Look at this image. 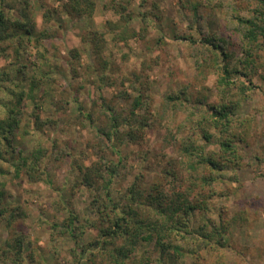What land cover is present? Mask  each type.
<instances>
[{
	"label": "rangeland",
	"instance_id": "1",
	"mask_svg": "<svg viewBox=\"0 0 264 264\" xmlns=\"http://www.w3.org/2000/svg\"><path fill=\"white\" fill-rule=\"evenodd\" d=\"M114 1L132 14L124 39L113 38L111 25L122 21L125 11L114 10L109 0H95L90 16L68 12L65 0H34V34L42 28L45 7L51 11L48 27L55 36L43 45L26 42L19 54L12 46L0 52V106L6 102L2 98L10 99L5 90L26 89L29 78L41 72L53 89L19 104L20 127L13 133V144L22 155L0 162V250L5 239L21 236L25 264H92L87 253L96 250L81 249L95 235L87 225L94 218L89 207L93 192L79 183V167L114 163L116 195L137 176L145 188L159 182L168 192L193 186L214 193L207 201L209 210L192 212L189 226L203 225L209 231L222 224L228 242H202L193 230L200 244H182L193 253L161 261L153 245H138L137 255L151 250L149 264H264V48L257 50L255 68L238 63L244 28L235 18L251 17L262 0ZM94 31L103 34L98 49L89 41ZM206 38L227 51L225 62L220 50L200 41ZM71 48L78 49V59L70 57ZM225 63L239 69L231 75L236 86L227 90L229 98L240 101L236 114L246 119V134L237 144L240 166L213 173L205 165L190 166L182 149L189 137L205 152L217 150V132L206 126L204 117L208 105L221 100L217 78ZM242 85V90L237 88ZM138 94L142 105L135 111V123L145 124L137 130L140 138L124 139L119 152L113 151V140L99 137L98 128L108 123L111 112L130 117ZM88 112L92 122L84 115ZM36 116L45 122L41 128L33 123ZM127 127L120 125V134ZM236 127L242 130L243 125ZM37 150H44L41 180L15 170L20 157L30 162ZM209 174L217 180L203 185L201 177ZM0 264L11 263L0 258ZM95 264L106 262L98 258Z\"/></svg>",
	"mask_w": 264,
	"mask_h": 264
},
{
	"label": "trees",
	"instance_id": "2",
	"mask_svg": "<svg viewBox=\"0 0 264 264\" xmlns=\"http://www.w3.org/2000/svg\"><path fill=\"white\" fill-rule=\"evenodd\" d=\"M65 1L68 5L67 11L74 14L90 16L95 9V0ZM109 4L116 11L121 9L125 11L122 21L113 25L110 24L111 32L114 34L113 38L119 36L120 39H124L123 33L128 35L126 24L132 18V14L126 12V7L119 1L109 0ZM33 6L34 0H0V52H4L12 46L13 51L19 54L21 48L22 50L25 49L26 42L35 41L37 45H43L55 36V33L50 31L48 27L52 19L51 11L45 10V7L42 15V28L37 35L34 34L36 20L32 14ZM251 14V17L246 18L235 15V18L244 28L241 36V59H238V63L248 69L256 67L259 57L257 50L264 48V44L261 43L264 42V0L254 5ZM144 19L145 17L142 18V20ZM102 38V33L99 34L94 31L89 41L98 49ZM200 41L210 43L211 46L220 50L224 62L229 57L227 51L209 38ZM191 42L195 41L191 40ZM69 54L72 59L79 57L76 48H71ZM40 56L43 57L41 53ZM19 67H16V71L20 70ZM70 68L76 72L73 64ZM238 72L239 69L226 63L221 66L217 83L218 87L220 86L222 97H220L219 103L208 105L209 113L204 117L207 122L206 126L217 132V139L215 140L218 146L217 150L205 152L202 145L196 144L189 137L183 145L182 154L188 158L189 165L193 168L205 165L212 172H218L225 169L234 170L240 166L242 155L238 151L237 144L243 141L246 134L244 127L246 119L237 118L236 110L239 106V99L228 97V90L236 86V81L232 79L231 75ZM41 73L38 77L29 78L26 89L5 90L10 99L2 98L6 102L0 106V162H8L11 158L13 159L15 156L19 158L22 155L21 151L17 150L13 144V133L20 127L19 104L21 100L24 98L33 99L36 92L45 96L53 91L48 84L47 77L44 76L43 72ZM2 75L6 76V73H2ZM237 88L242 90L244 86H237ZM168 98L174 99L172 96ZM141 105V96L138 94L133 101L130 117L122 118L121 115L111 112L107 117L108 123L102 124L98 128L99 137L103 138L104 136L108 140H113L111 145L113 151L119 152L117 146L124 139L136 142L140 138L137 130L143 128L145 124L144 121L135 123L138 122L135 111ZM79 109L81 110V107ZM84 115L92 122V118H89V112L84 113ZM235 118H237L236 121H234ZM33 123L41 128L45 122L42 123L36 116ZM236 124L243 125L242 130H237ZM120 125L128 126V129L124 130L122 134L118 131ZM202 127L206 129L205 125ZM203 138L209 140L210 135L203 132ZM43 155L44 150H37L30 162L20 157L21 165H17L15 170L19 172L23 169L27 176L33 180L43 179L44 173L40 170V160ZM192 157L197 158L195 160L197 163L193 164V161H190ZM116 168L117 165L114 163L106 166L93 163L90 166L79 167V183L93 192L89 207L92 209L94 218L87 220V225L93 228L95 235L81 249L82 252L86 251L85 253L89 249L96 250V252L87 253V260H91L92 264H95V260L98 258L106 264H149L151 250H146L139 255L135 253L137 246L143 243L147 246L153 245L159 253L158 259L160 261L164 257L181 258L194 252L193 248H184L182 245L184 241L192 240L193 244H200L195 241L193 235L195 231L193 230L198 231L202 236V242L204 239H215L220 245L228 242V238L221 234L222 224L209 231L205 230L203 225L198 226L197 229H192L189 226V216L192 212H207L209 210L207 201L214 193L203 191L205 187L196 189L189 186L182 190H175L174 188L168 192L159 182L150 184L148 188L143 187V180L137 176L126 191L116 195L112 190V182L117 174ZM200 180L203 185H206L216 181L217 176L209 174L202 176ZM71 216L69 225L73 220V215ZM224 231L225 228H223ZM23 249L24 240L21 236H16L11 240L5 239L0 250V258L8 260L11 264H25Z\"/></svg>",
	"mask_w": 264,
	"mask_h": 264
}]
</instances>
